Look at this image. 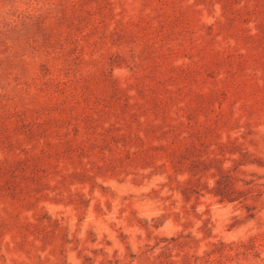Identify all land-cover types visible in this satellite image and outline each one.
I'll list each match as a JSON object with an SVG mask.
<instances>
[{
  "label": "rangeland",
  "instance_id": "rangeland-1",
  "mask_svg": "<svg viewBox=\"0 0 264 264\" xmlns=\"http://www.w3.org/2000/svg\"><path fill=\"white\" fill-rule=\"evenodd\" d=\"M0 264H264V0H0Z\"/></svg>",
  "mask_w": 264,
  "mask_h": 264
}]
</instances>
